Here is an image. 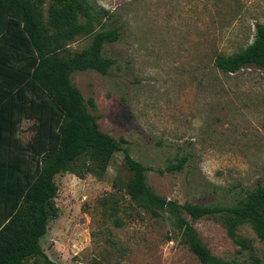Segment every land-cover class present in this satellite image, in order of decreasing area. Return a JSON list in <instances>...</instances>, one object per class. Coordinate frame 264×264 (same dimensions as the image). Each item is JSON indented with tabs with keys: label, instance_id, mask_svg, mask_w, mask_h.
<instances>
[{
	"label": "rangeland",
	"instance_id": "rangeland-1",
	"mask_svg": "<svg viewBox=\"0 0 264 264\" xmlns=\"http://www.w3.org/2000/svg\"><path fill=\"white\" fill-rule=\"evenodd\" d=\"M88 1L96 29H118L120 39L105 46L114 61L108 75L77 72L72 82L101 131L151 168V189L181 205L231 206L264 188V70L225 74L215 65L219 55L254 42L257 25H264V0ZM91 42L78 37L63 53ZM31 124L22 125L25 140ZM184 158L181 171H167ZM124 162L117 153L98 177L85 156L74 173L56 177L58 217L42 240L47 257L56 264H202L168 214L155 218L132 202ZM195 227L223 261L264 264V241L250 225L237 231L247 248L219 217L202 218Z\"/></svg>",
	"mask_w": 264,
	"mask_h": 264
},
{
	"label": "trees",
	"instance_id": "trees-1",
	"mask_svg": "<svg viewBox=\"0 0 264 264\" xmlns=\"http://www.w3.org/2000/svg\"><path fill=\"white\" fill-rule=\"evenodd\" d=\"M82 36L92 38L86 49L63 53ZM119 39L118 29H96L88 0H0V159L8 160L0 166L14 175L0 182V264H26L36 257L43 258V264H56L42 248L50 220L58 217L56 177L74 173L85 156L89 171L103 177L119 152L132 174L126 194L139 209L155 218L168 214L182 242L202 264H243L213 255L195 222L221 218L230 237L244 248L237 231L248 224L264 241V188L257 187L231 206L181 205L157 195L147 182L151 168L101 131L99 117L88 111L73 84L77 72L108 75L114 61L104 49ZM215 65L225 74L252 66L264 70V25H257L251 45L234 55H219ZM26 121L32 124L25 140L21 129ZM186 163L184 158L167 171H181ZM90 264L108 262L94 259Z\"/></svg>",
	"mask_w": 264,
	"mask_h": 264
},
{
	"label": "crops",
	"instance_id": "crops-1",
	"mask_svg": "<svg viewBox=\"0 0 264 264\" xmlns=\"http://www.w3.org/2000/svg\"><path fill=\"white\" fill-rule=\"evenodd\" d=\"M0 161L6 162L8 160L4 156V158L0 159ZM11 171L12 170L10 168L5 167L4 165L0 166V182H7L9 179L11 180L12 178H14V175H11ZM9 175H11L12 177H9ZM0 217H2V215Z\"/></svg>",
	"mask_w": 264,
	"mask_h": 264
}]
</instances>
